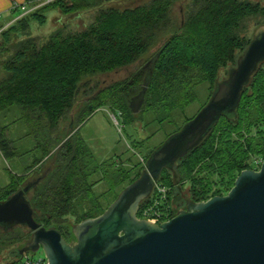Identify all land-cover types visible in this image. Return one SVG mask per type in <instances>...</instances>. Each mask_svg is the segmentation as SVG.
Here are the masks:
<instances>
[{
  "label": "trees",
  "instance_id": "obj_1",
  "mask_svg": "<svg viewBox=\"0 0 264 264\" xmlns=\"http://www.w3.org/2000/svg\"><path fill=\"white\" fill-rule=\"evenodd\" d=\"M120 1L125 0H57L13 21L21 11L14 9L0 38V115L17 107L26 136L35 140L31 152H39L25 175L12 176L10 183L0 186V202L25 185L28 172L54 158L52 168L34 180L39 182L28 199L35 220L46 228L55 226L68 241L75 224L101 215L145 168L131 159L126 160L131 167L123 161L116 164V158L96 161L79 134L85 118L110 106L129 124L149 112L163 122L194 103L195 88L203 83L208 85L209 101L220 70L234 68L250 43L245 22L261 19L258 26L264 25V7L250 0H189L180 23L173 15L178 0H148L126 9L115 7ZM53 11L60 16L57 29L49 37L34 36L32 23L44 26ZM75 15L84 29L74 30L66 23ZM143 59L141 69L94 94V78ZM140 93L143 102L136 114L131 102ZM91 94L64 132L63 122L80 98ZM263 106L264 62L244 88L235 114L222 116L197 148L163 170L156 185L167 189L165 199L155 185L138 217L158 202L156 209L168 211L171 219L188 201L223 196L242 171L258 170L264 159ZM7 128L0 124V152L6 159L19 157ZM154 149L144 155L145 163ZM185 186L189 189L184 198ZM30 238L25 227L0 228V254L17 245L3 264H22L19 250Z\"/></svg>",
  "mask_w": 264,
  "mask_h": 264
},
{
  "label": "water",
  "instance_id": "obj_2",
  "mask_svg": "<svg viewBox=\"0 0 264 264\" xmlns=\"http://www.w3.org/2000/svg\"><path fill=\"white\" fill-rule=\"evenodd\" d=\"M262 62L264 25H259L207 104L150 153L139 178L121 190L101 215L75 224L70 241L55 226L46 228L35 220L28 193L39 180L0 202V228H27L31 238L20 254L34 255L42 249L48 264H264V159L258 170L242 171L223 196L188 201L161 224L138 217L163 170L197 148L222 116L235 114L244 88ZM142 94L132 102L139 98L142 106ZM132 102L134 111L137 105Z\"/></svg>",
  "mask_w": 264,
  "mask_h": 264
},
{
  "label": "rangeland",
  "instance_id": "obj_3",
  "mask_svg": "<svg viewBox=\"0 0 264 264\" xmlns=\"http://www.w3.org/2000/svg\"><path fill=\"white\" fill-rule=\"evenodd\" d=\"M146 1L148 0H125L114 3V5L120 9H126L136 7ZM250 1L260 3L261 6L264 7V0ZM188 2L189 0H178L173 6V15L178 23L182 21L183 13L185 12V7ZM28 13L18 11L13 16V21ZM57 14L58 13L55 11L50 12L48 14L49 20L44 26L32 23V34L34 36L38 35L39 37H49L59 26L58 20L60 16H56ZM66 23L74 30L84 29V22L77 15L72 16ZM259 23L261 24V19H248L245 22L246 28L244 34L248 38H251L254 29ZM145 60L146 59H143L134 66L122 68L94 78L90 83L91 86L97 87L94 94L115 82L127 79L133 72L145 66ZM231 66L232 65L220 70L218 80L222 81L227 78L228 70ZM195 93L197 99L194 103L188 106L184 112L175 111L169 120L163 122H159L154 114L149 112L145 115H141L136 124H129L124 122L122 115L118 111L112 110L110 106H103L92 115L88 116V118H85L79 126V134L86 148L92 153L96 161L101 162L116 158V164L121 165L123 163L126 167H131L126 161L127 159H131L134 164L141 162L140 159L144 158V155L164 143L170 135H173L185 124L187 119L194 117L202 109L209 98L208 85L204 83L198 85L195 88ZM94 94L80 98L75 110H73L74 114L71 112L67 120L63 122L64 132L71 124H74L75 114ZM132 103L133 106L137 105L134 111L138 114L141 108V100L137 98L136 101ZM19 116L20 113L17 107H13L9 112L0 115V124L8 126V138L13 141V146L17 153L21 155L16 158L10 157L6 159L0 152V186H5L10 183L12 176L17 177L25 175L34 164V161L39 157L38 150L31 152L34 148L35 140L28 134L26 136L27 127L22 120H19ZM112 116H115L117 119V125ZM139 141H141L142 144H138ZM53 165L54 158L47 161L42 166H37L32 171L28 172L27 180L24 184L36 180L48 169L52 168ZM259 167L260 165L256 166V169ZM98 176L99 175L96 174L94 177L98 178ZM174 181L177 182V178H174ZM188 189L189 186H185L181 190L182 197L185 198L187 196ZM73 221L74 220H71L70 223H73ZM16 246L17 245L13 247L15 248ZM14 248L5 249L0 254V264L11 259ZM33 256L39 258L45 256V254L43 250L40 249Z\"/></svg>",
  "mask_w": 264,
  "mask_h": 264
},
{
  "label": "built area",
  "instance_id": "obj_4",
  "mask_svg": "<svg viewBox=\"0 0 264 264\" xmlns=\"http://www.w3.org/2000/svg\"><path fill=\"white\" fill-rule=\"evenodd\" d=\"M54 1L57 0H24V2L21 5H15L14 9H19L24 13L31 12L32 10H35L43 5L50 4ZM8 24H1L0 25V38L3 33V31L7 28ZM114 119L116 125L118 124L117 119L115 116H112ZM141 163L145 165V159L141 158L140 159ZM156 191L160 193L161 199H165L167 189L165 187L156 185ZM158 202H155V204L149 206L148 208H145L142 212V218L141 219H146L154 224H161L164 223L165 221H168L170 218V214L168 211L163 212V211H158L156 209ZM22 264H48V259L46 256L35 258L31 253L25 254L22 260Z\"/></svg>",
  "mask_w": 264,
  "mask_h": 264
},
{
  "label": "crops",
  "instance_id": "obj_5",
  "mask_svg": "<svg viewBox=\"0 0 264 264\" xmlns=\"http://www.w3.org/2000/svg\"><path fill=\"white\" fill-rule=\"evenodd\" d=\"M24 0H0V24H7L11 21L12 11L15 5H21Z\"/></svg>",
  "mask_w": 264,
  "mask_h": 264
}]
</instances>
